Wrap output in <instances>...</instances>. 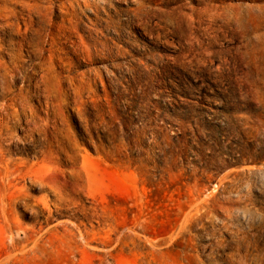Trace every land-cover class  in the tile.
Listing matches in <instances>:
<instances>
[{
	"label": "rangeland",
	"instance_id": "374dc122",
	"mask_svg": "<svg viewBox=\"0 0 264 264\" xmlns=\"http://www.w3.org/2000/svg\"><path fill=\"white\" fill-rule=\"evenodd\" d=\"M0 264H264V0H0Z\"/></svg>",
	"mask_w": 264,
	"mask_h": 264
},
{
	"label": "bare ground",
	"instance_id": "6f19581e",
	"mask_svg": "<svg viewBox=\"0 0 264 264\" xmlns=\"http://www.w3.org/2000/svg\"><path fill=\"white\" fill-rule=\"evenodd\" d=\"M9 18V17H8ZM10 25H11V23H10ZM33 25H34V23H33Z\"/></svg>",
	"mask_w": 264,
	"mask_h": 264
}]
</instances>
